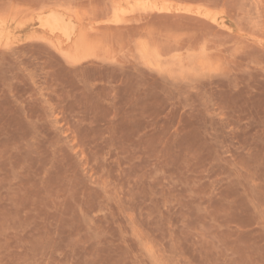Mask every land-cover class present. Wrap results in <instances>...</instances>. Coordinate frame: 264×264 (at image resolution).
<instances>
[{
	"label": "rangeland",
	"instance_id": "rangeland-1",
	"mask_svg": "<svg viewBox=\"0 0 264 264\" xmlns=\"http://www.w3.org/2000/svg\"><path fill=\"white\" fill-rule=\"evenodd\" d=\"M164 3L114 55L0 29V264H264V0Z\"/></svg>",
	"mask_w": 264,
	"mask_h": 264
},
{
	"label": "bare ground",
	"instance_id": "bare-ground-1",
	"mask_svg": "<svg viewBox=\"0 0 264 264\" xmlns=\"http://www.w3.org/2000/svg\"><path fill=\"white\" fill-rule=\"evenodd\" d=\"M35 1L37 3V0ZM58 1L38 0V3H35L36 6L32 7L34 5H31L30 8L29 6L25 8V4L24 6L21 4L24 8H20L18 5L21 2L19 4H17L18 2L10 3L6 12L4 10V13H0L1 39L5 43L8 42L11 33L10 28L13 25L15 27L31 25L34 28L33 31L35 30L36 35L39 36H36L37 38L44 39V42L45 40L48 41L65 58L76 53L110 55L114 52V43H112L110 36L111 33L115 32V28L125 29L131 22L141 21L152 13L170 11L171 9L165 3L160 4V0H107L104 9L98 6L102 9L99 13V9L92 6L94 0H90L89 3L84 0H69V2L66 1L67 3ZM95 5L97 6L96 1ZM196 12L203 14L205 18L210 16V11L207 10L201 11L200 8H197ZM213 20L224 26V22L218 20L217 17H213ZM140 25L141 30L142 24L140 23ZM112 28H114V32H112ZM151 31H138L137 38H134H136L137 50L144 59V63L147 66L152 65L158 68L160 67L158 40L156 39L158 36L155 38L156 34L153 35L154 33ZM205 54L207 53L197 54V60L201 67L208 64V56L206 57Z\"/></svg>",
	"mask_w": 264,
	"mask_h": 264
}]
</instances>
